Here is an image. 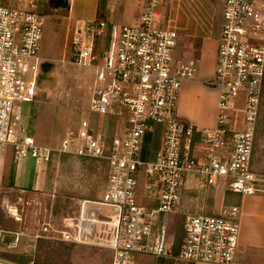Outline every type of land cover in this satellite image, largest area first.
Masks as SVG:
<instances>
[{
    "label": "built area",
    "instance_id": "obj_1",
    "mask_svg": "<svg viewBox=\"0 0 264 264\" xmlns=\"http://www.w3.org/2000/svg\"><path fill=\"white\" fill-rule=\"evenodd\" d=\"M168 1L143 0L136 25L96 19L67 24L73 52L69 63L94 68L96 77L90 109L60 150L38 146L25 115V107L35 101L44 64L39 50L45 17L0 5V146L13 147L17 164L27 158L47 163L60 153L108 166L100 199L83 202L80 215L67 219L65 229L44 225L36 240L83 244L92 232L94 245L111 252L112 264H135L132 258L138 255L244 264L237 258L240 205L206 215L198 213L199 206L184 210V200L223 187L241 198L264 195V176L252 169L264 98V0H219L217 66L208 82L218 93L211 128L186 122L178 110L182 86L195 79L196 70L175 57L180 28L171 17H179L184 3L185 12H196L201 1ZM209 26L210 35L216 34L218 26ZM108 32V50L101 54L99 41ZM93 114L100 117L95 124ZM156 126L162 127V139L154 153ZM101 207L115 214L101 215Z\"/></svg>",
    "mask_w": 264,
    "mask_h": 264
},
{
    "label": "rangeland",
    "instance_id": "obj_2",
    "mask_svg": "<svg viewBox=\"0 0 264 264\" xmlns=\"http://www.w3.org/2000/svg\"><path fill=\"white\" fill-rule=\"evenodd\" d=\"M48 1L50 2L49 6H47V0H34L35 7L31 8V10L45 17L39 55L44 60V63H50L52 67L45 74L38 86L34 103L25 107L27 110L25 111V115L29 121L36 144L43 149L60 150L68 132L78 126L77 124L81 117L87 114L90 109L92 100L91 87L95 82L96 70L91 67L83 68L69 63L73 54L71 33L67 35L66 32L69 21L66 20L67 16L65 14L69 13V9H58L54 4L52 5L53 0ZM94 1L76 0L74 2V0H69V3L74 8L71 26L78 20L89 21L95 19L92 7ZM108 2L107 6L109 7L110 5L109 10H114L113 13L109 11V18L107 20L109 23L119 26L136 25L135 17L139 15V5L143 3V0H108ZM167 2L169 3L168 0ZM201 5L196 12L191 11L189 13L185 12L184 7L180 5L182 7L179 10V17L175 13L171 19L176 18L177 24H179L180 18L185 19L186 24L189 26L190 23L194 25L197 35L206 38L214 37V41L205 42L204 40H200L198 42L189 39L183 40L180 42L179 47H177L175 57L177 60L179 59V50L181 53L179 60L182 61L184 59L183 48L188 47L187 45L191 42L192 47L199 50V54L203 52L208 55L209 64L206 68L208 69V73L214 71V75L211 78L213 79L216 72L219 48L217 33L218 28H220L219 26H221L220 15L223 8L219 0H209L208 4L201 0ZM165 6L167 7V5ZM176 6H178V3L174 1V10ZM111 15L112 17L110 18ZM168 16L169 13L165 9L164 19L167 20ZM213 24L218 26H216L217 32L210 35L208 30L212 31V29L209 28V25ZM109 42L108 32V37L99 41V51L101 54L105 53L106 49L108 50L107 45H109ZM214 51L215 61L213 60ZM192 66L196 70V80L199 69H204L205 67H200L199 63H194ZM206 98L207 101L204 102H207L209 105L208 116L206 115L207 121L190 120L192 124H197L202 128L211 127L214 122L212 109L215 107L216 95L214 92L208 90ZM202 108L203 105L193 108V113L200 115ZM206 109L205 107V112ZM34 110L35 119L31 126L30 120ZM184 117L181 116L183 120L189 122L186 119L187 117ZM99 119L100 117L95 114L91 117L93 124L99 121ZM161 139L162 127L156 126L152 139V151L154 153L157 151ZM254 148L255 154L253 153L252 169L256 173H259V175L264 176V137L261 133L257 136ZM0 159L4 160L3 167L0 169V254L10 252L35 256L37 242L40 240H36V236L43 234L42 227L44 224L49 225L52 229H65L64 223L67 219L80 215L83 202H96L102 196L101 187L104 181V175L100 174L102 173V169H97V172L100 173L95 177L89 168L90 161L85 158L54 153L50 162L47 163L27 158L17 164L14 159L13 147L6 146L3 148L0 146ZM14 170L18 172L17 185L19 188H27L26 192L22 193V190L19 188L12 189L10 187L11 174ZM139 182L140 187L138 191L142 188L141 180ZM36 188L38 190H34ZM227 193L228 191H225L223 187V189L219 190L188 194L185 196L187 198L184 200V210L195 211V206H199L200 210H197L199 211L198 213L206 215L218 214L220 209L223 211L226 207L230 206V204H226ZM256 195L264 196L262 194ZM222 199L224 200L223 203ZM7 207L18 208L20 214L24 216V220L21 223L22 228H20V232H17L18 234H14L15 230L10 227L5 229L3 226V213L1 212L2 209L5 212V208ZM86 207L90 209L92 206L87 205ZM29 210L31 211L30 213ZM99 214L110 216L115 214V210L101 207ZM91 233L88 235L87 242L83 243L86 246L75 244L72 253L73 264H112L111 252L109 251V254L107 250H102L99 249L100 247L95 246V239ZM44 239L51 242L59 241L50 238ZM12 242L14 244L9 248L8 246ZM132 260L135 264H154L157 261H155L154 257L144 255L134 256ZM239 261L241 262V260ZM72 262L70 258V264ZM0 264H4L1 256Z\"/></svg>",
    "mask_w": 264,
    "mask_h": 264
},
{
    "label": "crops",
    "instance_id": "obj_3",
    "mask_svg": "<svg viewBox=\"0 0 264 264\" xmlns=\"http://www.w3.org/2000/svg\"><path fill=\"white\" fill-rule=\"evenodd\" d=\"M75 1L76 0H74V2ZM99 2L100 0H95L92 3L95 19L97 18ZM203 2L208 4L209 0H203ZM34 3H35L34 0H0V5H6L10 7L28 9V10H31V8L35 7ZM107 3L109 4L108 0H107ZM53 4H54V0L52 2V5ZM49 5H50V2L47 0V6ZM54 6H56L58 9L65 10L64 8H61L55 4ZM109 7L108 6L106 7V11L108 13L109 11L113 13L114 10H109L110 9ZM68 9H69V13L67 15L66 20L69 21L68 23H71V21L73 20L72 13L74 12L73 5L71 6V4L69 3ZM142 9H143V3L139 5V15L135 17V20H136L135 24H138L139 22V17H140ZM112 15L110 16V18L112 17ZM78 21H81V20H78ZM178 26L180 29H179V37L177 40V47H179V44L181 41L186 40V39L196 40L198 42L200 40H204L205 42L214 41V37L206 38L201 35H197V33L194 30L195 29L194 25L190 23V26H189L188 24H186L185 19L180 18ZM187 46L188 47L183 48V58L184 59L182 58L183 59L182 61L179 60L181 57V53L178 50V55H180V57H178L179 58L178 61L185 62L190 65L194 63L195 64L199 63L200 67L202 66V68L204 67L205 68L199 69L196 80L194 79L193 81H188L182 86L181 93H180L179 106H178L179 114L182 117L185 116L184 118L187 117L186 119L190 123H191L190 120H200L201 122H206L207 121L206 115L209 111L208 110L209 105L207 102H204V101H207L206 97L208 95V90H210L214 92L216 95L215 107H213L212 109V113H214V122L211 125V127H214L216 124V118H217L218 93L215 89L208 86V82L212 80L211 78L214 75L213 74L214 71L210 73H208L207 71L208 69L206 67L209 64L208 55L204 54L203 52L199 54L198 53L199 50L194 49L191 45V42H189ZM177 47L175 49V54L177 53ZM215 58L216 57H215V51H214L213 53L214 61H215ZM200 105H203L202 113L200 115L194 114L193 108L199 107ZM205 107L207 108L206 112H205ZM194 125L197 127H200L197 124H194ZM211 127H205V128H211ZM3 164H4V160L0 159V169L3 167ZM17 175H18V172H16L14 188L12 189L19 188V186L16 183ZM19 189L22 190V193L27 191V188L25 187H22V188L20 187ZM34 190H38V188ZM229 200H230V205H240L241 207L240 234H239V245H238V253H237L238 260H241V262H243L244 264H264V196L256 195V196H247V197L241 198L239 195L234 194ZM223 201L224 200L222 199V203ZM221 211L222 210L220 209L218 214H220ZM30 212L31 211L29 210V213ZM1 213H3L2 216L4 218L2 217V223L5 229L7 227H10L11 229L15 230L14 234H18L17 232L18 231L20 232V228H22L21 223L24 220V216L20 214L18 208L15 207L14 209L13 207H7L5 208V212H4V209H2ZM87 215H88V210H87ZM21 234L24 235L23 233ZM88 235L89 234L85 235L84 237L88 239ZM93 237H94V234H93ZM99 249L107 250L104 248H99ZM107 251L109 252V250ZM169 260L171 259L155 258L156 262H154V264H194V263H187V262H182L178 260H172L173 262H171ZM72 261H73V256L71 257V262ZM197 264H204V263H197Z\"/></svg>",
    "mask_w": 264,
    "mask_h": 264
},
{
    "label": "trees",
    "instance_id": "obj_4",
    "mask_svg": "<svg viewBox=\"0 0 264 264\" xmlns=\"http://www.w3.org/2000/svg\"><path fill=\"white\" fill-rule=\"evenodd\" d=\"M106 7H107V0H100L99 5H98V11H97V18H96L97 21H107L108 20L109 13L106 11ZM65 15L67 16L68 14H65ZM51 67H52V64L50 63H44L42 65L41 74L39 77V85L42 82L45 74L51 69ZM34 119H35V110L32 112V118L30 120L31 126L33 125ZM259 133H261L262 136L264 137V98H263V103H262L259 122H258V129L256 133L255 144H256L257 136ZM149 141L150 139H148V142ZM147 147H149V144L146 145V148ZM253 153L255 154V148H254ZM77 158H82V157H77ZM87 160L90 161L89 168H90V171L94 173L95 177L100 173V172L99 173L97 172V169L98 170L102 169V173L100 174L104 175V181L101 187V194H103V191L105 190V186L107 182L108 166L103 161L91 160V159H87ZM15 178H16V172L13 171L11 174V184H10L11 188H14ZM233 195L234 194L231 192L227 193V203L226 204H230L229 199ZM177 234H178L177 244L179 246V244H181L182 237H183L181 224L178 227ZM8 242L10 241L8 240ZM74 247H75V243L66 244L65 242H62V241L51 242V241H46L44 238H41L37 242V249L35 252V256L25 255V254L22 255V254H17V253H10V252L5 253V254L4 253L0 254V256L4 260V263H8V264H29L31 261H34V264H70V258L74 251ZM169 261L173 262L172 260H169Z\"/></svg>",
    "mask_w": 264,
    "mask_h": 264
},
{
    "label": "water",
    "instance_id": "obj_5",
    "mask_svg": "<svg viewBox=\"0 0 264 264\" xmlns=\"http://www.w3.org/2000/svg\"><path fill=\"white\" fill-rule=\"evenodd\" d=\"M54 4L61 7V8H68L69 1L68 0H54Z\"/></svg>",
    "mask_w": 264,
    "mask_h": 264
}]
</instances>
